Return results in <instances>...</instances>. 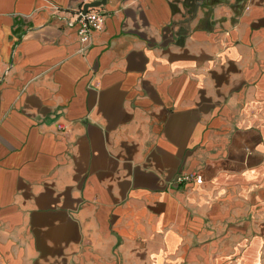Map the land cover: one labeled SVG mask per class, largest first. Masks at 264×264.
I'll return each mask as SVG.
<instances>
[{"label":"crops","instance_id":"crops-1","mask_svg":"<svg viewBox=\"0 0 264 264\" xmlns=\"http://www.w3.org/2000/svg\"><path fill=\"white\" fill-rule=\"evenodd\" d=\"M89 1L0 0V264H264V0Z\"/></svg>","mask_w":264,"mask_h":264},{"label":"built area","instance_id":"built-area-1","mask_svg":"<svg viewBox=\"0 0 264 264\" xmlns=\"http://www.w3.org/2000/svg\"><path fill=\"white\" fill-rule=\"evenodd\" d=\"M67 27L77 26V38L79 42L85 47L93 43L94 36L101 31L104 26V14L96 9H88L84 12L83 7L78 8L66 20ZM58 132H66L65 124H57ZM175 182L179 184L201 183L202 176L195 171L181 172L175 177Z\"/></svg>","mask_w":264,"mask_h":264},{"label":"water","instance_id":"water-1","mask_svg":"<svg viewBox=\"0 0 264 264\" xmlns=\"http://www.w3.org/2000/svg\"><path fill=\"white\" fill-rule=\"evenodd\" d=\"M104 1L105 0H91L89 2H86L83 5V11L86 12V11H88V9H91V8L97 7L101 4H104Z\"/></svg>","mask_w":264,"mask_h":264}]
</instances>
